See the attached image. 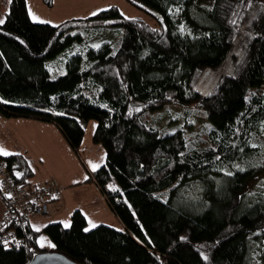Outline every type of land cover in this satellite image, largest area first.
Instances as JSON below:
<instances>
[{
	"label": "trees",
	"instance_id": "obj_1",
	"mask_svg": "<svg viewBox=\"0 0 264 264\" xmlns=\"http://www.w3.org/2000/svg\"><path fill=\"white\" fill-rule=\"evenodd\" d=\"M127 1L159 16L160 27L116 6L58 25L33 22L25 0H9L0 115L52 123L74 149L95 121L92 142L105 159L90 177L121 229L88 230L79 209L67 228L34 230L28 220L8 228L20 241H0V264L44 251L79 264H264V184L250 183L264 168V0ZM102 29L123 30L116 46H87L50 75L48 60ZM243 54L236 71L233 58ZM201 71L213 82L199 85ZM171 102L204 109L210 144L185 150L181 130L160 134L144 120ZM0 164L31 183L23 154L0 155Z\"/></svg>",
	"mask_w": 264,
	"mask_h": 264
},
{
	"label": "rangeland",
	"instance_id": "obj_2",
	"mask_svg": "<svg viewBox=\"0 0 264 264\" xmlns=\"http://www.w3.org/2000/svg\"><path fill=\"white\" fill-rule=\"evenodd\" d=\"M25 1L31 20L29 10L39 20L47 21L52 25H58L73 18H84L111 6H116L126 18H140L157 28L161 25L159 16L138 8L127 0H52L50 5L44 3L43 0ZM201 2L209 5L212 0H201ZM8 5L9 0H0V19L4 20ZM260 13L261 10H257L254 18L256 19ZM122 32V29H102L90 32L81 43L73 44L55 58L47 61L46 65L50 75L53 77L63 73L66 57L74 52L84 51L87 46H96L105 41L116 46ZM244 56L245 54L240 58L238 56L233 58L236 60V71L244 62ZM212 79L211 72L201 71L196 77V82L198 81L199 85L212 83ZM260 91L264 92V86L260 88ZM0 118L8 119L2 116ZM143 118L160 134L181 130L185 139V150L210 144L208 134L213 127L204 109L197 104L167 103L161 109L145 112ZM31 123L32 121L29 124L25 123V127H18L12 124L3 125L0 121V146L7 152L16 150L21 139L29 144L26 152L33 172L29 178L30 182L43 186L54 185L61 189V198L50 201L48 214L29 218L31 227L34 230H41L51 222H61L63 226L65 223L70 225L71 213L80 208L86 216V229L93 228V224L96 226L105 224L121 229L120 220L90 177V173L94 171L93 166H96V170L105 159L103 148L92 142L95 121L91 120L85 126L82 142L77 149L70 146L54 124L38 121ZM31 134L34 137L38 134L39 140L32 143ZM250 183L251 187L260 183L264 184V168ZM2 201L4 202V199L0 195V222L5 216L4 211L6 212V205ZM39 244L42 247L50 245L44 234L40 236Z\"/></svg>",
	"mask_w": 264,
	"mask_h": 264
},
{
	"label": "built area",
	"instance_id": "obj_3",
	"mask_svg": "<svg viewBox=\"0 0 264 264\" xmlns=\"http://www.w3.org/2000/svg\"><path fill=\"white\" fill-rule=\"evenodd\" d=\"M60 193L61 189L54 185L15 182L0 164V195L6 205L5 216L0 222V241L6 247H11L16 241L14 245L17 246L20 240L8 228L11 225L25 224L31 217L48 214L50 201L57 199Z\"/></svg>",
	"mask_w": 264,
	"mask_h": 264
},
{
	"label": "crops",
	"instance_id": "obj_4",
	"mask_svg": "<svg viewBox=\"0 0 264 264\" xmlns=\"http://www.w3.org/2000/svg\"><path fill=\"white\" fill-rule=\"evenodd\" d=\"M0 116H2V115H0ZM3 118H7V117H4V116H2ZM0 121H2V123H3V125L4 124H12V125H18V127H25V123H27V124H29V122H31L32 121V123L31 124H33L35 121H38V120H34V119H29V118H14V117H11V118H8V119H6V120H4V119H1L0 118ZM38 122H42V121H38ZM42 123H46V122H42ZM31 141H32V143L35 141V140H39V135L38 134H35V137H34V135L33 134H31ZM20 144H19V147L18 148H15L16 150H9V153H18V154H23L25 157H26V159H27V161H28V164H29V160H28V156H27V152H26V150L28 151V149H29V144H27V143H24L23 142V139H21L20 140ZM13 149V148H12ZM30 166V165H29ZM30 168H31V166H30ZM32 169V168H31ZM32 185H36V184H34V183H31ZM100 192V191H99ZM102 194V193H101ZM103 196V195H102ZM59 198H61V193H60V196L57 198V199H59ZM103 198H104V196H103ZM57 199H53V200H57ZM105 199V198H104ZM2 203L5 205V203L2 201ZM58 203L60 204V201H58ZM6 207V206H5ZM79 210L81 211V209L79 208ZM82 212V211H81ZM2 213H3V211H2ZM4 213H5V211H4ZM83 213V212H82ZM84 214V213H83ZM2 216H4V214H2ZM1 216V217H2ZM84 216H85V214H84ZM86 217V216H85ZM29 224H30V222H29ZM31 225V224H30Z\"/></svg>",
	"mask_w": 264,
	"mask_h": 264
},
{
	"label": "water",
	"instance_id": "obj_5",
	"mask_svg": "<svg viewBox=\"0 0 264 264\" xmlns=\"http://www.w3.org/2000/svg\"><path fill=\"white\" fill-rule=\"evenodd\" d=\"M264 229V221H263ZM26 264H79L68 257L51 251H44L32 256Z\"/></svg>",
	"mask_w": 264,
	"mask_h": 264
},
{
	"label": "snow or ice",
	"instance_id": "obj_6",
	"mask_svg": "<svg viewBox=\"0 0 264 264\" xmlns=\"http://www.w3.org/2000/svg\"><path fill=\"white\" fill-rule=\"evenodd\" d=\"M30 16L34 22H39V23H48L47 21H42L39 20V18L29 10ZM97 13H93V15H96ZM5 21L3 19H0V25H2ZM183 31V29H181ZM11 153L7 152L2 146H0V155H10ZM96 166H93V170H95ZM65 227H69L68 223H65ZM92 227H96L95 224L92 225ZM207 259V257H205Z\"/></svg>",
	"mask_w": 264,
	"mask_h": 264
}]
</instances>
